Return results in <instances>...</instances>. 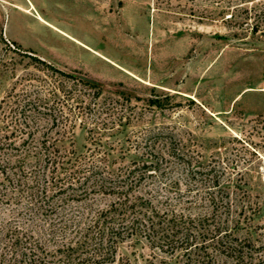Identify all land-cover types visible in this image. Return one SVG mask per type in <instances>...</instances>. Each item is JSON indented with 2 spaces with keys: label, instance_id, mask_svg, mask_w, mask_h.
<instances>
[{
  "label": "rangeland",
  "instance_id": "1",
  "mask_svg": "<svg viewBox=\"0 0 264 264\" xmlns=\"http://www.w3.org/2000/svg\"><path fill=\"white\" fill-rule=\"evenodd\" d=\"M263 29L264 0H0V130H10L6 114L28 88L60 80L84 92L50 64L91 78L102 86L97 100L123 113V123L101 137L112 166L163 155L185 188L195 179L185 161L168 155L180 148L202 162L203 175H216L245 202L258 230L264 227ZM66 145L87 151L86 124L76 121ZM65 193L48 201L70 212L80 201ZM29 194L18 203L4 195L0 216L16 206L19 219L28 216ZM148 245L123 243L118 251L144 264L153 250Z\"/></svg>",
  "mask_w": 264,
  "mask_h": 264
},
{
  "label": "trees",
  "instance_id": "2",
  "mask_svg": "<svg viewBox=\"0 0 264 264\" xmlns=\"http://www.w3.org/2000/svg\"><path fill=\"white\" fill-rule=\"evenodd\" d=\"M253 19L257 31L260 22ZM50 67L85 90L59 80L12 101L10 130H0V202L7 196L18 203L29 190V214L19 219L16 206L0 216V264H133L119 247L143 241L153 248L144 264L264 262V227L254 229L245 202L216 175H203L200 160L169 150L195 179L185 188L169 173L174 161L163 155L112 166L101 137L123 123V113L97 100L102 86L96 80ZM77 120L90 141L80 153L66 145ZM58 192L80 202L68 212L48 201Z\"/></svg>",
  "mask_w": 264,
  "mask_h": 264
},
{
  "label": "bare ground",
  "instance_id": "3",
  "mask_svg": "<svg viewBox=\"0 0 264 264\" xmlns=\"http://www.w3.org/2000/svg\"><path fill=\"white\" fill-rule=\"evenodd\" d=\"M35 16H36V15H35ZM36 18H37L38 20L42 21V22L45 21V20H43L39 15H37ZM53 27H54V26H53ZM59 32H61V31H59ZM61 33H63V32H61ZM63 34L65 35V33H63Z\"/></svg>",
  "mask_w": 264,
  "mask_h": 264
},
{
  "label": "water",
  "instance_id": "4",
  "mask_svg": "<svg viewBox=\"0 0 264 264\" xmlns=\"http://www.w3.org/2000/svg\"><path fill=\"white\" fill-rule=\"evenodd\" d=\"M80 77H82V78H84V79H88V80H92V81H93V79L88 78V77H85V76H80Z\"/></svg>",
  "mask_w": 264,
  "mask_h": 264
},
{
  "label": "crops",
  "instance_id": "5",
  "mask_svg": "<svg viewBox=\"0 0 264 264\" xmlns=\"http://www.w3.org/2000/svg\"><path fill=\"white\" fill-rule=\"evenodd\" d=\"M96 51V50H95ZM105 57H107V56H105Z\"/></svg>",
  "mask_w": 264,
  "mask_h": 264
}]
</instances>
